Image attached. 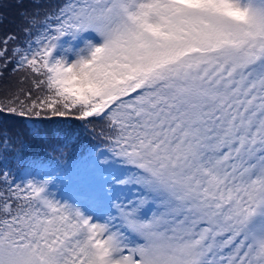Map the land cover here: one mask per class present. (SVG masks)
I'll use <instances>...</instances> for the list:
<instances>
[{
  "label": "snow or ice",
  "instance_id": "6c2138e0",
  "mask_svg": "<svg viewBox=\"0 0 264 264\" xmlns=\"http://www.w3.org/2000/svg\"><path fill=\"white\" fill-rule=\"evenodd\" d=\"M14 4L0 80L31 88L0 116L31 124L0 120V162L31 179L0 168V264H264V0ZM54 118L99 121L105 149L50 142L39 172L25 148Z\"/></svg>",
  "mask_w": 264,
  "mask_h": 264
},
{
  "label": "trees",
  "instance_id": "16d2710c",
  "mask_svg": "<svg viewBox=\"0 0 264 264\" xmlns=\"http://www.w3.org/2000/svg\"><path fill=\"white\" fill-rule=\"evenodd\" d=\"M9 21L19 22L18 11L15 6L14 0H6L3 9H0ZM6 28L11 29L15 27V24H6ZM23 72H17L6 76L5 79L0 80V103H6L7 98L12 94H18L21 99H24L23 93L31 88L30 81L23 80ZM8 128L19 130L26 124L30 126L31 121L27 118H20L14 115L4 114L0 116ZM44 129L48 140H34L29 141V144L25 148L26 161L31 164L32 161L45 162L44 166H51L55 168V164L52 163V159L59 157V153H52L49 148V143H63L70 141V147L65 150L64 158L74 155L79 157L81 153L89 151L93 148L104 150L106 145L102 142V138L99 133L102 130V125L99 121H94L92 124H86L85 122L77 123L67 118H54L51 121H45L41 125ZM74 145V148L71 146ZM7 167L11 170L13 175L18 174V161L0 162V168ZM32 168H28L27 171H32ZM25 175L24 170H20ZM27 177V176H26ZM29 178V177H27ZM19 181V180H18Z\"/></svg>",
  "mask_w": 264,
  "mask_h": 264
},
{
  "label": "rangeland",
  "instance_id": "374dc122",
  "mask_svg": "<svg viewBox=\"0 0 264 264\" xmlns=\"http://www.w3.org/2000/svg\"><path fill=\"white\" fill-rule=\"evenodd\" d=\"M88 40H94L97 44L101 43V39L96 36L95 33L93 32H87V33H83L77 37H72V36H65L61 38V47L62 48H72L75 45L79 44L80 47H84V44L88 41ZM74 122L77 123H84L82 121L76 120V119H71ZM54 168L53 167H43V169H39V172H43V171H53ZM15 177L19 178L20 177H24L25 179H31V177L27 178L26 174L24 175L23 173H21L20 171L18 172V174L14 175ZM39 178V177H37ZM20 182V181H17ZM54 192H56L58 195L60 196H67L68 195V189L60 184L56 185V188L53 189ZM125 194L129 197V198H134L135 196V191L133 189H126L124 190Z\"/></svg>",
  "mask_w": 264,
  "mask_h": 264
}]
</instances>
